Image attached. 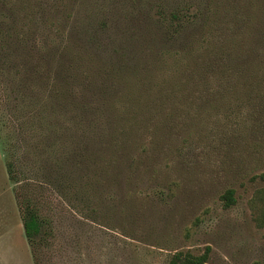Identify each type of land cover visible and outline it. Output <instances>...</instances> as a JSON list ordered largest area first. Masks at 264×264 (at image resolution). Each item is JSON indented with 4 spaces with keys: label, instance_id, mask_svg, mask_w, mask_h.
Segmentation results:
<instances>
[{
    "label": "rangeland",
    "instance_id": "obj_1",
    "mask_svg": "<svg viewBox=\"0 0 264 264\" xmlns=\"http://www.w3.org/2000/svg\"><path fill=\"white\" fill-rule=\"evenodd\" d=\"M254 13L263 0H0V264L206 248L207 264H264Z\"/></svg>",
    "mask_w": 264,
    "mask_h": 264
},
{
    "label": "trees",
    "instance_id": "obj_2",
    "mask_svg": "<svg viewBox=\"0 0 264 264\" xmlns=\"http://www.w3.org/2000/svg\"><path fill=\"white\" fill-rule=\"evenodd\" d=\"M251 3L254 5L255 0H251ZM42 11L44 10L42 9ZM260 14L262 15V13ZM43 19L44 21L46 19L44 14H43ZM257 19H258L257 14L254 13L253 17H251L248 20L247 24H248L249 32H264V23H261V25H259L257 23ZM261 36L264 37V34H262ZM243 39L245 40L246 38L243 37ZM250 41H251L250 43L251 47L252 44L254 43L257 44L258 47L260 48V45L263 44L264 40L261 38L260 42H258V39L256 40L250 39ZM9 172L11 175L12 172L11 168L9 169ZM222 200L224 201L226 207L231 206L234 203L233 191L232 190L227 191L222 196ZM21 215H22V224H23L25 237L29 245L33 247L36 244L37 238L42 239L41 233L43 229V225H42L43 220L39 217L37 211L31 208V206H26L25 208H23ZM209 251H210L209 248H206L203 253L198 255H194L190 252L179 251L170 256L168 264H207L209 259Z\"/></svg>",
    "mask_w": 264,
    "mask_h": 264
}]
</instances>
